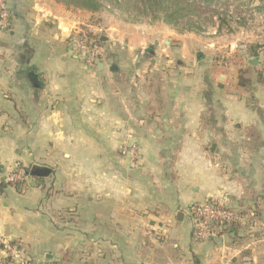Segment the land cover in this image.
<instances>
[{
	"label": "crops",
	"instance_id": "obj_1",
	"mask_svg": "<svg viewBox=\"0 0 264 264\" xmlns=\"http://www.w3.org/2000/svg\"><path fill=\"white\" fill-rule=\"evenodd\" d=\"M55 5L8 0L11 29L0 30V171L26 174L0 187V234L47 264L256 260L264 37L246 32L239 45L164 25L93 26L108 50L100 69L69 44L87 11ZM35 165L49 175L27 174ZM208 198L224 199L241 225L221 243L193 241L189 209ZM0 264L16 263L0 248Z\"/></svg>",
	"mask_w": 264,
	"mask_h": 264
},
{
	"label": "rangeland",
	"instance_id": "obj_2",
	"mask_svg": "<svg viewBox=\"0 0 264 264\" xmlns=\"http://www.w3.org/2000/svg\"><path fill=\"white\" fill-rule=\"evenodd\" d=\"M39 2L41 3V5H43V7L51 6L52 8H56L55 5L56 2L59 5H62L63 7L67 9H71L73 11L79 9L74 7L71 8L67 7L63 2L57 0H39ZM224 2L225 0H221L216 7H213L211 9L215 12L207 11L204 13V18H208V19L205 21L201 29H199L198 31L181 30V33H195L201 37H205L206 40L207 39L212 40L213 39L212 35H214L212 33L215 32V37H218V39H222L221 40L222 43L228 44L230 40H235L239 45L244 41H246L247 39L246 32L252 38L264 37V0H229L228 8L223 4ZM258 8H262L261 10L263 12H260V9ZM227 9H228V16L224 14V11ZM56 12L58 13V11ZM87 13L88 16L84 17L83 18L84 20L82 19L83 20L82 24L77 25L78 27L82 26V28H87L92 30L93 26L94 27L98 26L100 29L103 30V28L107 29L110 25H114L117 28V30L121 32L124 29V25L130 23V24H140L144 26L146 25L148 26L150 24L154 27H157L158 29L157 31H164L162 28L163 25H164V29H166L165 26L174 29L171 25L165 23L161 19L151 20L149 18H143L140 20H131L128 16V13L112 5H109L107 2L101 9L97 11L90 10L87 11ZM217 13H221L219 16L220 18L218 17ZM223 18H225V20L221 22L219 19L222 20ZM180 27L182 28V26ZM242 31L244 32V34L242 33ZM148 54H151V51H149ZM156 67L153 64L150 65L148 64L147 71L150 72V68L153 69L150 72L151 77L152 76L154 77V75L159 74L158 71H156L158 70L156 69ZM121 149L125 151L127 154L132 156L131 157L132 161L134 162L136 161L138 155L136 154V148L133 142L123 143ZM224 237L226 238V235H224ZM251 246H254V248L256 249L255 252V254L257 255L256 260H253L251 258H242L240 257L241 255L240 252L237 254L235 258H233L236 259L233 264H250V263L264 264V245H251ZM251 246L249 247H247V245L240 246L241 248H243L242 251L246 257L248 256L246 252L249 250L251 251V249L253 248ZM218 251H216L217 254L219 253ZM232 261L230 260L228 264H232ZM215 263L216 262H214L213 264Z\"/></svg>",
	"mask_w": 264,
	"mask_h": 264
},
{
	"label": "built area",
	"instance_id": "obj_3",
	"mask_svg": "<svg viewBox=\"0 0 264 264\" xmlns=\"http://www.w3.org/2000/svg\"><path fill=\"white\" fill-rule=\"evenodd\" d=\"M11 29L10 11L8 0H0V30ZM69 44L73 53L81 57L88 67H96L97 63L104 62L107 56L105 44L99 42L97 35L92 30L76 26L69 35ZM261 69L264 72V56L261 61ZM25 172L13 170L7 173L0 171V187L4 183H22ZM192 224L193 241L197 243L214 242L216 238H223L224 229L231 221L237 218L236 210L232 209L224 199L208 198L194 203L189 209ZM0 248L11 261L16 264H47L34 262L25 253L24 248L17 242L9 241L0 234ZM230 262L226 257L220 264Z\"/></svg>",
	"mask_w": 264,
	"mask_h": 264
},
{
	"label": "trees",
	"instance_id": "obj_4",
	"mask_svg": "<svg viewBox=\"0 0 264 264\" xmlns=\"http://www.w3.org/2000/svg\"><path fill=\"white\" fill-rule=\"evenodd\" d=\"M63 2L67 7L79 8L87 11H97L107 2L126 13L131 20L149 18L151 20L161 19L181 32L198 31L208 18H204V13L216 7L221 0H57ZM229 0L223 3L228 8ZM260 12H263L261 9ZM218 17L221 13H217ZM223 14V13H222ZM228 16V9L224 11ZM214 18V17H213ZM220 18V17H219ZM221 22L225 20L219 19ZM182 26V28L180 27ZM99 42H103L97 36ZM259 79L264 83L263 73H259ZM241 225L237 219L230 222L224 229L225 234L240 231ZM215 242V241H214ZM216 244V242H215Z\"/></svg>",
	"mask_w": 264,
	"mask_h": 264
},
{
	"label": "water",
	"instance_id": "obj_5",
	"mask_svg": "<svg viewBox=\"0 0 264 264\" xmlns=\"http://www.w3.org/2000/svg\"><path fill=\"white\" fill-rule=\"evenodd\" d=\"M101 39H105V37L104 36H101ZM248 62L249 63H252V64L258 65L259 62H260V58L259 57H250L248 59ZM98 67H100V69H102L104 67L103 62H99L98 63ZM31 79H32L33 84L36 87H40V84H39V81H38L36 75H34L33 77H31ZM214 149H215V145L213 144L210 150L211 151H214ZM26 173L29 174V175H32V176H41V177H44V176H48L49 175L50 169H48L47 167L35 165L30 170H27ZM215 242L216 243H221L222 242V238L221 237L216 238L215 239Z\"/></svg>",
	"mask_w": 264,
	"mask_h": 264
}]
</instances>
